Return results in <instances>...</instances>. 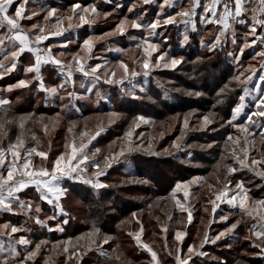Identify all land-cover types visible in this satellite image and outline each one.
<instances>
[{
  "label": "rangeland",
  "instance_id": "374dc122",
  "mask_svg": "<svg viewBox=\"0 0 264 264\" xmlns=\"http://www.w3.org/2000/svg\"><path fill=\"white\" fill-rule=\"evenodd\" d=\"M20 3H25L24 15L32 17L20 21L22 28L29 33L30 39L38 34V28H33V25L45 28V33L50 29L56 30L57 26L63 32L60 36H51L43 41L39 45L41 49L51 47V55L65 65L73 64L72 57L79 54L80 57L87 59L88 65L101 64L103 67L98 72L100 79L95 81L93 91H86L92 88V78L73 70L74 84L68 83L56 95L49 94L41 90L40 81L33 78L35 72L25 71L26 67L35 62L33 53L25 51L16 62V68L7 71L13 62L10 52L15 49L7 43L5 28L6 34L0 37L5 38V44L0 46V61L5 65L4 69H0L2 73L0 99L9 103L0 105V108H5L3 109L5 111L0 113V119L7 121L3 135H0V147L7 149L21 137L24 140L23 148L19 149L21 156L26 155V149L43 151L47 153V159L33 153L32 167L34 170L43 167L51 171L52 162L62 154L70 155L73 142L79 145L83 139V143L87 145L86 153L90 160L95 159L100 164V169L89 164L81 178L74 180L65 177L60 186L67 191L58 202L64 212H66L64 204L71 208L79 221L88 220L89 214L84 210L86 204L81 196L70 192L72 189L78 191V187L80 189L84 187L75 184L77 182H82L96 191L99 188L93 187V184L97 180L105 186L109 180V184L119 188L122 195L139 198L143 203L145 201V204L127 216L119 214V219L110 223L116 227L114 234H108L107 231L95 226L100 232L98 235L90 236L94 226L92 223L86 229L74 233H72L74 225H71L68 234L62 238L49 240L44 232L39 233L42 237L35 238L34 236L38 237V234H34L38 232L37 217L44 222L42 226L47 224L48 229L61 232L57 228L64 230L63 222L67 216L60 214L56 204L42 200L33 185L19 198L32 205L31 211L22 210L16 203L12 204V211L4 210L0 233L5 235L0 238L7 241L11 226H17L22 231L11 235L13 243L20 236L30 241L26 246L17 245L18 251L26 255L27 251L34 250L39 244V252L27 264H177V255L182 259L188 258L190 245L195 246L196 254L191 256L189 264H197L199 251L202 253L206 251L205 253L213 259L225 260L222 257L233 256L226 264H249L244 259L250 253L245 247V242L251 237L252 245L261 243L250 229L254 224L264 221H260L259 217H249L238 207L228 204L226 200L223 203L216 201L219 207L213 213L211 201L215 200V192L223 189L228 175L227 166L237 169L228 176L231 180L229 187L233 190L229 197L235 193L237 182L243 181L244 188L248 190L250 209L256 201L264 199V177L256 174L264 171V164L251 165L252 159L264 158V138L259 134L264 131L260 127L264 125V119L253 117L256 126L249 127L248 132L228 124L234 109L243 104V109L234 124L248 127L247 118L255 110V98L264 92V81L260 79L264 76V28L257 26L255 35H250L251 13L245 23H242V28L234 32L236 43L232 42V36L226 47L217 54L221 59L212 60L203 68L202 60L215 56L214 53L212 55L207 53L210 43H203L207 36L210 37L214 32L213 28L202 32L206 34L200 38L203 45L192 50L190 54L183 51L173 52L161 36L164 29L163 20L168 14L159 16L157 7L155 17L147 15L143 0H26V2L17 0L10 8V15L15 13ZM77 4L81 8L76 9L74 14L72 6ZM250 5H252L250 11L259 7L256 3ZM92 6L96 7L98 14L91 11L87 14L82 12V8L90 9ZM50 9H55V14L46 20ZM80 14H85L88 19L94 17V22L81 25L78 19ZM69 15L73 16L71 22L76 25L70 29L67 27L69 23L67 19H63L62 22L60 20ZM257 15L264 18L259 12ZM125 18L128 24L126 31L121 34L117 30V25ZM158 18L161 26L153 32L147 26ZM183 18L176 17V23L183 22ZM132 20H137L144 27L131 28ZM189 28L192 26L184 27V35L188 33L186 30ZM89 37L92 38L94 45L90 53L83 47L84 40ZM144 38L158 46V51L153 52L151 57L143 51ZM245 42L248 44L247 47L244 46ZM18 46L16 42V47ZM165 52L168 54L166 60L170 61L173 57L182 58V63L172 68L164 67L165 61H161V66L150 68L148 76L129 77L123 84L104 82L106 78L111 77L113 71L116 72L114 79L121 78L122 70L117 68L119 61L127 64L130 70L135 69L142 73L144 59H148L150 65L155 64L158 55ZM41 54L43 55V52ZM5 56L8 58L5 59ZM214 62H220L222 65L215 69ZM40 74L45 88L60 85L66 75L60 71L59 66L51 62L41 65ZM237 77L239 79H236ZM19 80L28 81V86L17 87ZM10 85L13 86L11 91L8 90ZM70 92L75 93L72 98H69ZM242 96L243 101L240 99ZM113 113L116 115H112ZM139 116H144L149 123L139 122L137 120ZM204 116H209L212 123L204 126ZM21 118L23 128L20 127ZM185 119L188 121L187 127ZM129 132L131 136L126 135ZM81 133L86 135L81 137ZM229 136L232 137L231 141L227 140ZM237 138L239 143H236ZM233 148L241 158H244V151H247L245 163L249 166L241 167L232 156ZM121 152L123 155H118ZM135 153L172 157L179 163L175 168L182 166L177 170L183 174L170 185L169 189L166 186L165 192L157 193L151 190L154 186L151 178H142L141 173L135 175V172L140 171L132 157ZM213 156L217 159L211 163L209 160ZM106 158L111 164L107 168ZM191 158L193 160H190ZM11 160V154L6 153L5 163ZM162 168L168 177L174 176L172 166L167 168L163 165ZM99 170H103L104 174L97 178L94 174ZM4 175H7L6 171ZM149 176L151 174L147 175ZM194 179L195 182H192ZM89 180L92 183L85 182ZM177 184L181 185L180 189H176ZM185 186L188 191L187 197L184 196ZM174 190L175 198L191 212L190 222L188 212H182L176 206L173 199ZM145 191L152 195L144 194ZM37 207L40 209L39 212L36 211ZM256 207L259 208L258 205ZM52 216H55V219H49ZM222 216H227L228 219L221 220ZM17 220L24 225H15ZM238 220L241 223L233 232L215 243H204L203 247H200L205 233L210 240L214 239ZM5 224L9 225L7 229L2 227ZM248 224L251 227H248ZM32 229H36V232ZM177 231L186 233L182 242L175 239ZM136 235H140L139 241L135 238ZM104 237L111 238L107 244H102ZM98 244H102V248L98 249ZM143 245H148L156 252L157 261H153L151 253ZM261 248H264V244H261ZM261 248L252 253L261 251ZM97 249L104 253L109 250L111 253L104 261L94 253Z\"/></svg>",
  "mask_w": 264,
  "mask_h": 264
},
{
  "label": "snow or ice",
  "instance_id": "6c2138e0",
  "mask_svg": "<svg viewBox=\"0 0 264 264\" xmlns=\"http://www.w3.org/2000/svg\"><path fill=\"white\" fill-rule=\"evenodd\" d=\"M26 2V0H25ZM151 0H143L144 4L150 3ZM164 5H171L172 0H163ZM249 4L252 3V0H247ZM16 3V0H0V28H6L7 29V43L10 47L14 48L15 50H12L10 52V56L12 58L11 67L7 68V71H12L16 68V62L18 61L19 57L25 52H31L35 56V62L26 67V72H35L36 75L33 77L35 80L40 81V88L41 90L56 95L60 90H63L68 83H73L72 80L73 77V70L81 73L85 77L92 78V88L86 89V91L91 92L95 88V81H98L100 79V76L98 75V72L102 69L101 64H96L95 66L88 65L87 59L82 58L79 56V54H76L72 57L74 63L73 64H62L60 59H57L56 57L51 55V47L41 49L39 47L40 44H42L43 41L48 40L51 36H60L63 34V32L58 28L56 30H48L47 33H45V28L39 27L37 25H33V28H38V34L34 36V38L30 39L29 33L22 28L20 21L23 19H31V16H25V3H20L18 7L15 9V13L10 15V8L13 6V4ZM223 3V11L219 15L218 20H206L208 23H219L223 25V29H228L230 27L229 24V18H231L234 22L238 20L239 23H245L243 19L240 18L244 12H245V0H231L229 3H224L223 0H212L211 5H204V15L202 16V19H206V14L211 12L212 17H216V5ZM233 5H234V11H233ZM200 7V0H193V5L191 9L189 10H182L179 12H176L175 15H168L164 20V25H170L173 23H176V17H184L185 19L184 23L187 25L191 23L192 29L195 30V23L192 20V17L196 15V8ZM81 8L80 5H73L72 10L75 14L76 9ZM55 9H50L48 11V15L45 17V19H49L54 16ZM89 11L93 14H98V10L95 6H92L90 9L88 7L82 8V12L87 14ZM131 11V9H130ZM257 12L260 13V16H264V0H259V7L253 8L251 10V29H250V35H255L257 26L264 28V18H259L257 15ZM85 14H80L78 16L79 22L81 25L83 24H90L94 22V17L92 19L86 18ZM33 15H36V13H33ZM63 19H67L69 22L67 27L70 29L76 25H73L71 22L73 20V16L69 15L66 18H60L61 22ZM128 24L127 18L124 20H121L120 23L117 25V30L123 34L126 31V25ZM161 26L160 19L151 22L148 24V28L150 30H154L159 28ZM130 27L133 29H140L144 27L143 24L139 23L137 20H132L130 22ZM224 32L221 31L220 34H218L214 41L209 45L210 50H214L216 46L221 42V35H223ZM184 41L189 40V36L187 34L183 37ZM16 42H18L19 46L16 47ZM234 44L236 43L234 34H233V41ZM5 44V38H0V46H3ZM144 53L147 54L148 57H151L153 52L158 51V46L156 44H153L149 41L148 38L143 39ZM35 45V46H32ZM92 38L89 37L88 39L84 40L83 47L87 49V51L90 53L93 48ZM245 47L248 46L247 42H245ZM137 47L139 48L140 45L138 44ZM43 52V55L41 54ZM167 53H161L158 55L155 64H151L148 59H144L142 62V68L143 72H137L135 69H129L128 65L125 64L123 61H119L117 64V68L122 70L123 75L119 80L114 79L116 76V72L113 71L110 78H106L104 80L105 83L113 84V83H120L123 84L126 79L129 77H136L139 75L148 76L149 71L151 67H159L161 66V61H165L163 66L164 67H172L175 68L177 65L182 63V58H171L170 61L166 60ZM8 57L5 56V59ZM53 63L60 67V71L62 73H66L65 80L63 83H61L58 86L51 87V88H45L43 84V78L40 74L41 65L44 63ZM5 65L2 61H0V69H4ZM0 78H2V73H0ZM236 79H239L238 77ZM260 79L264 81V76H261ZM28 81L25 80H19L17 87H27ZM13 86H9V91H11V88ZM223 91V90H222ZM247 91V89H245ZM69 98H72L75 93L70 92ZM99 95V93H97ZM78 99H84L86 97H77ZM61 99H64V97H61ZM241 101L244 100V97H240ZM255 102V110L248 116V123L249 126L246 127L244 125L240 124H234V122L237 120V116L243 109V104L237 106L234 111L233 115L231 117V120L228 121L229 125L235 126L238 129H241L244 132L249 131V127L256 126V120L253 119V117H257L260 119H264V92H261L260 95H258ZM219 102V101H218ZM9 101L0 99V105H6ZM112 115H116L113 113ZM137 120L141 123H149V120L146 119L144 116L137 117ZM204 126H207L208 124L212 123L209 116L203 117ZM7 121H4L3 119H0V135H3L4 132V126ZM185 127L188 125L187 119H185ZM23 118H21V124L20 127L23 128ZM138 126V125H137ZM262 129H264V125H260ZM102 130V129H101ZM71 131V129H70ZM99 132H97V135ZM262 138H264V131H261L259 133ZM85 133H81V137L85 136ZM126 135L131 136V132L127 133ZM94 139V137H92ZM228 141L232 140V137L229 136L227 138ZM236 143H239V139L237 138ZM24 146V140L21 137H18L16 142L14 144H10L7 149L0 147V169H3V171H0V209H3L5 211H12V204L16 203L19 205V207L24 210L27 209L29 212L31 211V204H26L25 201H21L19 199V196L17 195L25 188L29 187L30 185H34L36 187L37 192L40 195V198L42 200H46L50 204H56V206L59 208L61 215H66L64 213L63 208L59 205V199L60 197L67 191L66 189H63L60 185L62 180L67 177L71 179H79L82 177L84 170L91 164V166L100 169V164L96 162L95 159H91L89 155L86 153L85 149L87 148V145L83 143V139H81V142L79 145H77L75 142L71 145V154L65 156L62 154L61 156L57 157L55 161L52 162V169L49 171L47 168H39L34 170L32 167V161L31 156L33 153L41 157L42 159H47V153L43 151L37 152L36 149H26V155L24 157L21 156V153L19 149L23 148ZM208 147H212V145H208ZM132 149L130 148L129 151ZM99 150L97 149V152ZM6 153H10L12 156V160L9 163H5L6 161ZM94 155V154H93ZM118 155H123V152L119 153ZM247 151H244V158H241L237 156L235 148L232 150V156L236 158V160L239 162L241 167H247L245 163V159L247 158ZM22 161V163H21ZM108 161V158H106L105 168L110 167L111 164ZM257 164H264V158L257 160L252 159L251 165H257ZM220 167V165H218ZM237 169L235 167L227 166V176L225 178L226 182L224 183L223 189L217 190L215 192V200L211 201L212 203V212L215 213L219 205L216 203V201L224 202L227 201L228 204L232 205L233 207H238L243 213L248 215L251 218L259 217L260 221H264V211H261V209H264V199L256 201L254 205H252V208L250 209L248 206L249 202V196H248V190L244 188L243 181L237 182L235 188L236 191L234 194H232L229 197V193L232 192V188L229 187L231 184V180L228 179V176H230L232 173H234ZM4 171H6L7 175H4ZM103 170L97 171L94 175L98 178L99 176L103 175ZM257 175L264 177V171L256 173ZM86 183H92L91 180L85 181ZM195 182V179L194 181ZM189 182V183H192ZM93 187L95 188H103L105 185L98 182L93 184ZM181 185L177 184L176 189H180ZM6 192V195H5ZM184 196H188L187 187L185 186ZM54 199H52V198ZM173 199H175L176 206L179 208L182 212H188V221L190 222L192 219L191 212L188 211L187 208H185L184 204L181 203L179 199L175 198V190L173 192ZM259 206L257 208L256 206ZM36 211L39 212V207L36 208ZM49 219H55V216L50 217ZM227 216H222L221 220H227ZM68 221L65 220L64 223L66 224ZM36 223L43 225V221H40L39 218H36ZM241 223V221H236L235 223L231 224V226L226 229L223 232H220L214 239H209L207 233H205L204 240L202 241L200 247H203L204 243H215L217 240L221 239L222 237L226 236L228 233L233 232ZM3 228L7 229L9 225L5 224L2 226ZM259 229V230H257ZM51 230V229H49ZM57 230L63 231L62 228L58 227ZM167 229L165 228L164 231ZM22 231L21 228L17 226H11V232L7 235L9 236V239L5 242L2 238H0V252H3L4 255L0 256V264H27L28 261L32 260L37 253L40 250V245L37 244L34 250L27 251V254L24 255L20 251L17 250V245H28L30 244V241L26 239L24 236H20L18 240H16L13 243V240L10 238L12 234H16L18 232ZM100 232V229L96 228L95 225L93 226L92 232L89 234L90 236L98 235ZM250 232L253 233L255 238L257 240H260L261 243H255L253 246L257 248H261V244H264V223H258L254 224L253 228L250 229ZM5 235L4 233H0V237ZM186 235L185 232L177 231L175 234V239L178 242H182L184 236ZM137 241L140 240V235H136L135 237ZM111 238L110 237H104L102 244H107ZM251 239V237H249ZM94 242V241H93ZM102 244H98L97 248H102ZM144 248H146L152 256L153 261H157V254L156 252L152 251V249L148 245H143ZM67 251V249H65ZM179 252V249L177 250ZM188 253L190 254L187 259H182L180 255L176 256L177 264H189V260L191 259L192 255H195V246L190 245L188 247ZM261 253L264 254V248H261ZM105 256L106 253H103ZM203 255V253H200ZM79 259V257H77ZM117 259H119L117 257Z\"/></svg>",
  "mask_w": 264,
  "mask_h": 264
},
{
  "label": "trees",
  "instance_id": "16d2710c",
  "mask_svg": "<svg viewBox=\"0 0 264 264\" xmlns=\"http://www.w3.org/2000/svg\"><path fill=\"white\" fill-rule=\"evenodd\" d=\"M252 3H255V1H253ZM251 3V4H252ZM145 6V13H147V15H152V17H155L156 14V8L158 7L159 10V16L168 14V15H172L175 14L176 12L182 11L185 8V4L184 3H179V4H173L172 6L170 5H164L163 0H151L150 3L148 4H144ZM252 5L249 6V9L251 8ZM182 9V10H181ZM248 9L247 13H245L246 16V20L248 19L251 11ZM162 11V12H160ZM158 16V15H157ZM243 24L239 23L238 20L237 21H233L232 19L230 20V27L228 29L222 30L224 32L223 35H221V42L216 46V48L214 50H210L209 48V54H215L214 57L212 58H207V60H202V67H206L210 61L212 60H219L221 59L219 55L220 51H222L225 47L227 42L229 41V39H232V36L234 34L235 37V33L237 32V30H239L240 28H242ZM184 27L186 28L184 22H180L178 21V23H173L170 25H164L163 24V32L161 34L162 37H164V41L165 44L168 46L169 49H171L173 52H178V51H183L185 52V54H190V52L198 47H201L203 45V43H210L214 41L215 37L220 34L221 31H219V26L218 25H214L212 23H202V20H200V18H196V25H195V30H193L192 28H189L188 31V36H189V40L188 41H183L182 37H184ZM170 28V29H169ZM212 29L214 30V32L211 33V36H207L205 42H201V37L203 38L204 36H206V34L202 33L205 32L206 29ZM5 30V28H0V31ZM6 32V30H5ZM164 35V36H163ZM160 36V37H161ZM207 41V42H206ZM209 44V45H210ZM221 47V48H220ZM198 54V53H196ZM217 56V57H216ZM214 67L216 68H220V66L222 64H220V62H214ZM227 65V64H226ZM226 67V66H225ZM226 77L228 75H225ZM58 79V78H56ZM5 108H0V113L2 114V112H4L5 110H3ZM208 156V155H207ZM206 156V157H207ZM132 157H134V159L136 160V165L138 166V168L140 169V171L135 172V175L140 174L142 175V178H151V180L154 183V186H152L153 191L155 192H159V191H164L165 189H169L170 185L173 184L176 180H178L180 178V176L183 174L181 172H178L177 169H181L182 166H180V168H175V165H179V163L177 161H174V159H172V157H167V156H154L152 154L147 155L146 153H141V154H133ZM217 157H212L210 158V162L214 163L216 161ZM190 160H193V158H191ZM204 161V160H202ZM207 161V160H206ZM171 163V164H169ZM163 165L166 166L168 168V166H172V170L175 171L174 176L172 177H168L167 174H165L163 172ZM173 167L176 169H173ZM210 170V168H209ZM151 174V176L147 177V175ZM249 173H247L248 175ZM134 175V176H135ZM244 175V173H243ZM242 175V176H243ZM108 180V179H107ZM109 181V180H108ZM107 181V185L103 188H99L96 191H93V188L90 186H86V184L82 183V182H77L75 184H77L78 186H84L82 189H80L78 187V191L72 189L70 192L74 193L75 195H79L82 198V201H84V203L86 204L85 207V211L89 214L87 216V219L89 220H84V221H79L76 217V213H74V211L67 207L64 204V207L66 208V215L67 216V223L63 224L64 230L61 232L56 231L55 229L53 230H49L47 228V224L45 226H42L41 224H37L38 225V232H36V229H32L33 231H35L36 233H34L35 235L38 234V237L34 236L35 238H40L42 237L41 234H39L40 232H44V234L46 235V237H48L49 240H54L55 238H62L63 236H65L66 234H68L69 231V227L71 225H74V230L72 231V233L76 232L77 230H81V229H86L87 227L91 226V224L93 223V225L100 227L102 229V231H107L108 234H114V232H116V227L113 226V224L110 225V223L114 220H118L119 219V214H121L122 216H127L129 213H131L132 211L135 210H139L141 209L144 204L142 202L143 200L139 199V198H133L131 195L130 196H124L122 195L120 192V189L116 188L113 185H110L109 182ZM72 184H74V182H71ZM168 184V185H166ZM145 186V185H144ZM147 186V185H146ZM168 186V187H166ZM166 187V188H165ZM30 188L27 187L24 190H22L20 193H18L17 195L22 196V194H24V192ZM120 191V192H119ZM160 193V192H159ZM146 195H152L149 191H145ZM3 214L4 211H0V222H1V218H3ZM120 215V216H121ZM65 221V220H64ZM74 222V223H73ZM54 223V222H52ZM24 225L23 222H21L20 220L15 221V225ZM110 225V226H109ZM248 227H251L250 224H248ZM41 228V229H40ZM53 231V232H51ZM248 242H245V247L248 248V251H250L249 255H247L244 259H246V261L249 264H264V254L261 253L260 250H258L256 253H252L254 251L257 250L256 247H254L252 245V240H250L249 238L247 239ZM110 249V248H109ZM97 255H99L104 261L105 259H107V257H109L111 251L108 250V252L106 253L107 255L105 256L103 253L104 252H100L98 249L95 250V252ZM233 256H224L222 258L225 259V264L229 262L230 259H232ZM92 261V260H90ZM198 264V262H197Z\"/></svg>",
  "mask_w": 264,
  "mask_h": 264
},
{
  "label": "crops",
  "instance_id": "0c3cea01",
  "mask_svg": "<svg viewBox=\"0 0 264 264\" xmlns=\"http://www.w3.org/2000/svg\"><path fill=\"white\" fill-rule=\"evenodd\" d=\"M253 1H255V3L257 5H259V0H252V2ZM223 2L224 3H229V2H231V0H223ZM179 3H184L185 4V8L183 10H189V9H191V7L193 5V0H172V4L170 6H172L173 4L175 5V4H179ZM211 3H212V0H200V7L196 8V15L194 17H192V20L194 21L195 25H196V18L199 17V18L202 19V16L204 15V7L203 6L204 5H211ZM249 6H250V4L247 2V0H245V9L246 10H245L244 14L238 19H243L244 21L246 20L245 13H247V11L249 9ZM222 11H223V3L217 4L216 5V12H217L216 17H212V13L209 12V13L206 14V19H202V23L203 22L204 23H208V22H206V20H218L219 19V15H220V13ZM233 11H234V5H233ZM183 19L185 21V19H187V18H183ZM230 20H231V18H229V21H228L229 24H230ZM212 24H214L215 26L218 25L219 29H220L219 31L225 30V29H223V25L222 24L215 23V22H212ZM188 25H190V27H191V23H189ZM5 34H6L5 30L0 31V37L4 36ZM30 186H33V185H30ZM0 211H4V210L0 209ZM205 252L206 251H204L203 255H201L200 253H202V252L199 251L198 264H224L225 263V260H222V259H219V258L213 259V258L209 257ZM3 255H4V253L0 252V256H3Z\"/></svg>",
  "mask_w": 264,
  "mask_h": 264
},
{
  "label": "built area",
  "instance_id": "2783aa9c",
  "mask_svg": "<svg viewBox=\"0 0 264 264\" xmlns=\"http://www.w3.org/2000/svg\"><path fill=\"white\" fill-rule=\"evenodd\" d=\"M5 195H6V192H5Z\"/></svg>",
  "mask_w": 264,
  "mask_h": 264
}]
</instances>
